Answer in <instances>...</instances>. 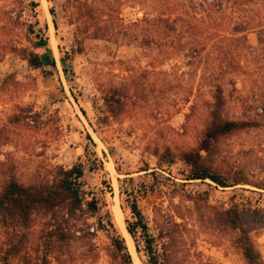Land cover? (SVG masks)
Listing matches in <instances>:
<instances>
[{"label":"rangeland","instance_id":"obj_1","mask_svg":"<svg viewBox=\"0 0 264 264\" xmlns=\"http://www.w3.org/2000/svg\"><path fill=\"white\" fill-rule=\"evenodd\" d=\"M86 5L98 9L94 14L102 19L117 14L122 24L143 16L142 7L130 0H0V81L7 73L15 72V81L27 84V90L15 85V106L31 105L43 112L38 118V128H32L35 123L27 118L28 125L15 134L14 156L20 163V171L28 175L38 161L70 166L85 160L86 148V167L94 169L86 171L84 180L100 199L108 202L115 225L124 237L119 218H115L117 207L125 226L127 196L122 195L124 212L120 183L128 190L134 188L155 248L160 255H170L172 264H244L228 238L211 228L207 206L225 205L234 197L248 198L251 204L264 207V189L251 184L223 188L208 179L185 180V166L180 160L171 166L158 165L150 148L169 145L176 150L194 145L200 126L195 117L185 124L188 107L185 98L197 83L202 84V95L208 96L206 84L215 78L221 60L222 65L230 66L221 77L228 94V115L251 113L254 107L259 110L260 101L253 90L263 78L260 74L264 72V57L258 58L262 51L253 49L257 46V33L246 32V41H237L227 34L229 31H214L213 22L203 17L196 22L195 35L189 31L179 36L183 44L180 54L162 63V52L171 48L161 45L158 34L151 32L148 36H153L156 44L141 46L146 32L140 26L134 31L127 29L126 35L135 33L136 41L123 33L92 38L100 37V33L90 25L93 19L89 14L93 12ZM241 8L250 14L257 4ZM243 12L232 7L226 14L211 16L225 30L240 22ZM191 40L203 44L204 65L202 61L192 63L185 56ZM180 44L176 43L178 48ZM21 46L38 52L44 60V70L51 73L44 75L42 70L29 69L13 50ZM51 59L54 66L49 64ZM234 77L237 90L229 84ZM114 85L135 88L138 92L137 98L131 99L126 111L116 119L107 116L102 100L105 91ZM12 107V99L0 90V122ZM221 148L219 160L225 168L241 169L250 181H264V127L232 135L223 141ZM2 149L13 147L7 145ZM92 151L98 159L94 160ZM100 162L107 171L111 189L101 184L104 176L98 166ZM195 194H200L196 196L197 203L189 197ZM199 204L202 208L197 211ZM249 225L264 257V217ZM97 242L100 250L93 264H107L105 236L98 234ZM132 244L133 250L127 247L132 262L148 264L142 241L138 250L133 240ZM72 264L91 263L90 259H78Z\"/></svg>","mask_w":264,"mask_h":264},{"label":"trees","instance_id":"obj_2","mask_svg":"<svg viewBox=\"0 0 264 264\" xmlns=\"http://www.w3.org/2000/svg\"><path fill=\"white\" fill-rule=\"evenodd\" d=\"M103 1V0H101ZM135 5L142 7L143 16L126 24L116 14L105 19L96 16L94 9L86 5L90 13V25L95 27L96 33L103 39L108 35L127 34L128 28L141 27L144 33L141 46L154 44L153 36L148 32L158 34L160 43L171 49L162 52V63L172 60L183 49L179 36L183 32L195 35L196 22L207 17L213 22L214 31H229L235 40L246 41V32L257 33L258 58L264 57V0H130ZM257 4L252 13H245L241 5ZM38 4V2H37ZM108 3L106 8H108ZM234 7L242 11V20L228 26L225 30L222 23L212 20L211 14L227 13ZM202 14H206L205 16ZM230 15V14H229ZM188 19V21H187ZM215 21V22H214ZM192 22V25H190ZM121 23V24H120ZM119 28H115V26ZM223 37V33H221ZM239 38H236V35ZM131 39H137L135 33L126 35ZM125 37V36H124ZM177 37L175 40L174 38ZM196 39V37H195ZM133 40V41H134ZM136 41V40H135ZM180 44V48L177 47ZM156 44V43H155ZM173 45V46H172ZM188 50L185 54L192 63L206 60L202 59L203 44L197 40L188 42ZM251 48V46H246ZM17 55L26 61L31 70H42L44 75L51 72L44 70V60L34 49L27 47L13 48ZM263 53V54H262ZM49 64L54 66L51 59ZM225 67V68H224ZM230 68L229 64L222 65L219 61L214 73L215 78L208 84L207 94L202 95V84L192 86L186 95L188 104L185 113V124L195 117L199 121V128L194 145L173 150L169 145L162 147L153 146L150 153L156 157L157 164L171 166L180 160L185 169V180H210L220 187H231L237 184H251L264 189V181L248 180L241 169L232 170L225 168L219 160L223 141L238 133L264 127V72L260 74L261 82L255 85L254 96L259 99V110L252 108L253 112L230 117L226 111L228 94L225 92V84L221 81L223 74ZM147 70H144V73ZM235 79L230 85L235 88ZM15 85L22 90H27V84L22 80L15 81V72L7 73L0 81V90L7 93L8 99H12L13 107L0 122V264H72L80 259H90L93 264L99 254L97 242L98 234L105 236L107 240L106 254L107 264H134L128 251L126 241L115 225L108 202L100 199L93 188L84 180L86 171H92L94 166H87L88 152L84 149L83 157L70 166L59 163L38 161L33 165L28 175L20 171V163L15 161V134L28 125L26 119L33 121L32 128H38L43 112L34 110L31 105L15 106ZM138 91V90H137ZM135 88L130 90L128 86L114 85L105 91L102 100L106 108L107 116L116 119L127 109L128 103L137 98ZM252 94V95H253ZM134 101V100H133ZM84 114L85 111L81 110ZM55 115V114H54ZM183 126H186V125ZM86 138L93 145L89 135ZM12 146L13 150H4L3 146ZM94 160L98 159L94 151L91 152ZM40 156V155H38ZM99 168L103 172L101 184L111 189L107 178V171L102 162ZM148 168L141 170L146 171ZM119 169L117 168V171ZM120 180V182H123ZM103 190V189H101ZM121 208L123 206L122 195L126 194L128 215L125 212L124 221L127 232L132 238L136 249L139 241L143 243V250L148 264H172L170 255H160L154 245V239L148 232V226L144 215L140 210L134 188H125L119 185ZM195 194L189 197L196 202ZM197 203V202H196ZM208 221L212 229L226 236L241 256L244 264H264L255 236L250 230V222H256L264 217V207L259 203L251 204V200L230 198L228 204L215 206L208 205ZM202 204L197 206V211Z\"/></svg>","mask_w":264,"mask_h":264},{"label":"bare ground","instance_id":"obj_3","mask_svg":"<svg viewBox=\"0 0 264 264\" xmlns=\"http://www.w3.org/2000/svg\"><path fill=\"white\" fill-rule=\"evenodd\" d=\"M116 210H117V214H116V212H115V218L117 219V218H119V224L121 225V229H122V231H123V233H124V235H125V241H126V245H127V247L128 248H131V250H133V244H132V240H131V237L129 236V234L127 233V231H126V229H125V226H124V224H123V220H122V218L120 217V211L117 209V207H116ZM119 215V216H118ZM120 225H119V227H120ZM129 251V250H128Z\"/></svg>","mask_w":264,"mask_h":264},{"label":"water","instance_id":"obj_4","mask_svg":"<svg viewBox=\"0 0 264 264\" xmlns=\"http://www.w3.org/2000/svg\"><path fill=\"white\" fill-rule=\"evenodd\" d=\"M125 229H126V227H125ZM127 231V230H126ZM128 233V232H127ZM129 234V233H128ZM130 236V235H129ZM124 237V236H123ZM124 239H125V237H124ZM130 253V252H129Z\"/></svg>","mask_w":264,"mask_h":264}]
</instances>
